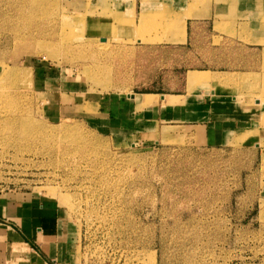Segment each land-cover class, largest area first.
<instances>
[{
    "label": "rangeland",
    "instance_id": "obj_1",
    "mask_svg": "<svg viewBox=\"0 0 264 264\" xmlns=\"http://www.w3.org/2000/svg\"><path fill=\"white\" fill-rule=\"evenodd\" d=\"M157 3L0 0V191L62 197L79 224L80 264H264L257 152L131 142L96 115L105 94L191 90L223 76L190 69L243 65L231 64L238 44L222 22L164 42L185 38L191 12ZM51 73L69 82L53 88ZM251 77L264 83V73ZM245 92L264 100L260 81Z\"/></svg>",
    "mask_w": 264,
    "mask_h": 264
},
{
    "label": "crops",
    "instance_id": "obj_2",
    "mask_svg": "<svg viewBox=\"0 0 264 264\" xmlns=\"http://www.w3.org/2000/svg\"><path fill=\"white\" fill-rule=\"evenodd\" d=\"M155 1L181 14L191 12L186 15L185 38L166 37L164 42L186 43L191 39L190 28L194 23L209 20L214 28L216 21L222 22L229 28L221 35H231L238 44L237 53L231 50V64L243 62V65L232 64L231 69L218 70L190 69L223 76L219 82L211 81L219 84L218 90L209 82L179 92L105 94L98 101L96 114L104 129L118 137H132L131 142H156L167 136L213 148L231 145L257 152L260 168H264V100L256 96L252 102L242 95L253 81L264 84L251 77L264 73V0H210L195 9L189 7V0ZM131 3L142 10V0ZM51 75L45 81L58 90L69 82L66 79L61 83L58 75ZM187 83L186 77V86ZM135 94H152L153 101L139 106ZM172 96L177 99L172 101L169 98ZM258 201L260 215L261 202L264 207V176L260 177ZM64 203L60 196L0 191V264H80L79 224Z\"/></svg>",
    "mask_w": 264,
    "mask_h": 264
},
{
    "label": "bare ground",
    "instance_id": "obj_3",
    "mask_svg": "<svg viewBox=\"0 0 264 264\" xmlns=\"http://www.w3.org/2000/svg\"><path fill=\"white\" fill-rule=\"evenodd\" d=\"M150 17V16H149ZM191 81H194V82H197V81H203V80H207L208 79V77H206V76H201V75H198V74H195V75H192L191 77ZM136 98H137V102H139V103H149L150 101H151V98L150 97H148L147 95H142V96H136Z\"/></svg>",
    "mask_w": 264,
    "mask_h": 264
}]
</instances>
